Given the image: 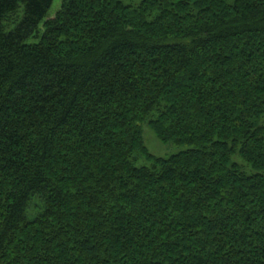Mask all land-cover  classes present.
<instances>
[{"label": "trees", "instance_id": "16d2710c", "mask_svg": "<svg viewBox=\"0 0 264 264\" xmlns=\"http://www.w3.org/2000/svg\"><path fill=\"white\" fill-rule=\"evenodd\" d=\"M52 2L0 0V264H264V0Z\"/></svg>", "mask_w": 264, "mask_h": 264}, {"label": "rangeland", "instance_id": "374dc122", "mask_svg": "<svg viewBox=\"0 0 264 264\" xmlns=\"http://www.w3.org/2000/svg\"><path fill=\"white\" fill-rule=\"evenodd\" d=\"M124 1L136 3L138 0H124ZM60 2L61 0H53L52 6L49 10L50 16L54 15L55 11L58 9L60 5ZM142 136H143L144 144L147 147L148 151L151 154L158 157L167 158L170 155L187 148L185 145H176L171 141L165 142L160 140L147 123H144L142 125ZM143 162L144 160H141L138 161L137 163L139 165Z\"/></svg>", "mask_w": 264, "mask_h": 264}]
</instances>
